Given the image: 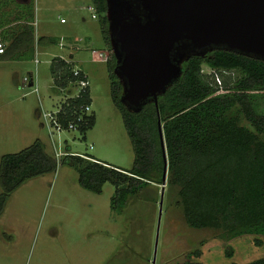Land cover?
<instances>
[{"label": "rangeland", "instance_id": "rangeland-1", "mask_svg": "<svg viewBox=\"0 0 264 264\" xmlns=\"http://www.w3.org/2000/svg\"><path fill=\"white\" fill-rule=\"evenodd\" d=\"M88 5L90 0H32L33 51H23L20 61L0 58V159L39 140L57 161L55 172L27 180L8 196L0 212V264H152L155 249V264H248L264 258L257 236L229 238L221 230L189 227L174 189L165 187L158 223L161 186L144 187L117 211L112 184L92 193L79 185L77 169L63 163L66 155L88 154L128 171L135 155L111 96L108 65L92 62L93 51L106 44L98 15L92 19ZM43 37L65 39L67 48L42 47ZM58 55H73L88 76L95 124L85 134H51L43 117L55 113L68 95L52 82L50 62ZM202 69L207 73V66ZM29 74L32 86L25 82ZM253 95L264 115V92Z\"/></svg>", "mask_w": 264, "mask_h": 264}, {"label": "trees", "instance_id": "trees-1", "mask_svg": "<svg viewBox=\"0 0 264 264\" xmlns=\"http://www.w3.org/2000/svg\"><path fill=\"white\" fill-rule=\"evenodd\" d=\"M11 4L0 0V11ZM90 5L95 8L106 50L110 51L106 0H90ZM6 40L11 41L4 56L12 59L16 56L17 60H22L19 55L22 44H32V36L27 32L16 36L13 30L3 31L0 41ZM43 40L39 39L41 45ZM106 64L112 99L122 113L132 141L133 166L126 171L88 155H66L63 163L77 169L79 185L100 194L105 183L112 184L115 192L111 204L117 211L144 187L161 186L164 157L158 130L160 120L168 164L166 186L176 190L177 206L182 208L187 225L193 229L221 230L229 238L257 236L255 245H263L264 115L258 112L253 93L264 92V61L226 51H213L204 58L192 57L183 64L181 78L158 98V106L147 104L139 113L128 112L120 102L122 87L113 73V54L110 53ZM203 65L222 78L224 94H216L218 88L209 75L202 73ZM69 69L65 63L53 59L52 82L65 87L71 77ZM88 97L87 93L62 106L65 126L74 119V107L91 103ZM94 124L92 114L78 127L80 134ZM56 168L57 161L39 140L18 153L3 155L0 212L8 196L24 182L53 173ZM182 264L201 263L188 260ZM248 264H264V258Z\"/></svg>", "mask_w": 264, "mask_h": 264}, {"label": "water", "instance_id": "water-1", "mask_svg": "<svg viewBox=\"0 0 264 264\" xmlns=\"http://www.w3.org/2000/svg\"><path fill=\"white\" fill-rule=\"evenodd\" d=\"M106 6L113 73L128 112L157 107L192 57L226 51L264 61V0H106ZM158 130L164 157L159 223L168 166L160 120ZM155 258L156 249L152 264Z\"/></svg>", "mask_w": 264, "mask_h": 264}, {"label": "built area", "instance_id": "built-area-1", "mask_svg": "<svg viewBox=\"0 0 264 264\" xmlns=\"http://www.w3.org/2000/svg\"><path fill=\"white\" fill-rule=\"evenodd\" d=\"M86 9L91 13V17L93 19L97 18V13L95 11V8L92 5H88ZM61 22L63 23L64 20H62ZM61 46L63 47L62 44ZM4 53H5V46L0 41V55ZM92 56H93L92 62L107 63L109 60L110 51L108 50L93 51ZM55 58L58 59V62H63L66 65H68L70 68L69 70L71 73V77L68 78L67 84L65 87L58 86V85L56 86L53 83L59 89L60 93H64V94L66 93L65 95L67 94L68 95L65 96L64 101H62V103L58 107V110L55 113H45L43 114V117L45 119L47 127L51 130L50 131L51 134H53L54 132L59 133L62 131H70V130H76L79 132L78 127L84 122V119L92 115L91 108H90L91 103L81 105L80 107H74L73 113H72L73 114L72 116L74 117V119L69 121L66 124V126L63 124L62 119H61V116L62 117L65 116V113H63L62 106L64 104L68 105V102L70 101H76V100L81 99L87 93L89 95L88 98L91 101L90 83L88 80V76L85 74L83 69L75 65V63L71 59L66 60L63 57H60V58L54 57V59ZM36 63H37V60H36ZM202 73L209 75L211 79L214 81L215 86L218 88V91L216 93L217 95L225 93V91L222 88V78L218 75V73L215 70L210 69L208 67L207 73H205L203 69H202ZM223 73L228 74L225 71ZM25 82L30 83L31 78H25ZM57 155H60V154H57ZM85 158L88 159L89 161L96 162L95 160H92L90 158H87V157Z\"/></svg>", "mask_w": 264, "mask_h": 264}, {"label": "crops", "instance_id": "crops-1", "mask_svg": "<svg viewBox=\"0 0 264 264\" xmlns=\"http://www.w3.org/2000/svg\"><path fill=\"white\" fill-rule=\"evenodd\" d=\"M4 1L5 2L6 1L12 2V4L9 7L7 6L0 11V26H1L0 27V34L3 31H6L9 33L12 30L16 34V36L23 33V32H27L28 34H31L32 44L31 45L30 44H27V45L22 44L24 46L20 47L21 52L19 55H22L23 51H25V50H32L33 51V49H34L33 45H34V41H35V36H34L35 21H34V18H32L34 15L30 14L28 11L29 5H30L32 0H4ZM84 8L86 9V7H84ZM62 20L63 19H61L60 22ZM52 39H57V40H55L56 42L53 43ZM64 40L61 38H51V37L47 38L46 37V38H44L42 45L39 43V39H38V44H40L42 47H48L50 45H58L60 47L62 44L63 47L61 46L60 48L64 49V48H67V45L62 43L65 41L67 42V40H65V41ZM10 41L11 40H6L5 42L1 41L4 44L5 49L8 48ZM105 50H106V46H105ZM4 55L5 54L0 55V58L5 57ZM58 56H61L64 58L67 57L66 55H58ZM55 57H57V56H55ZM5 58H7V57H5ZM72 58H73V55H70V57L68 59L72 60ZM7 59H12V58H7ZM13 59H16V56H14ZM17 61H20V60H17ZM51 62H52V60H51ZM51 62H50V64H51ZM37 63H38V60H37ZM28 78H31V82L29 83V85L32 86L33 85L32 75L29 74ZM81 155L82 154H79L78 156H81ZM84 155H86V154H84ZM88 156H90V155H88ZM90 157H92V156H90Z\"/></svg>", "mask_w": 264, "mask_h": 264}]
</instances>
